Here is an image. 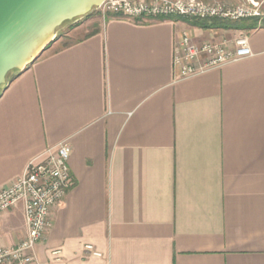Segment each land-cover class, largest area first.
Listing matches in <instances>:
<instances>
[{
    "label": "crops",
    "instance_id": "obj_1",
    "mask_svg": "<svg viewBox=\"0 0 264 264\" xmlns=\"http://www.w3.org/2000/svg\"><path fill=\"white\" fill-rule=\"evenodd\" d=\"M94 13L0 92V188L71 146L36 264H264V26L251 56L183 75L185 34L229 31ZM26 236L23 203L0 213V247Z\"/></svg>",
    "mask_w": 264,
    "mask_h": 264
},
{
    "label": "built area",
    "instance_id": "obj_2",
    "mask_svg": "<svg viewBox=\"0 0 264 264\" xmlns=\"http://www.w3.org/2000/svg\"><path fill=\"white\" fill-rule=\"evenodd\" d=\"M262 5L264 0L257 6L218 0H105L94 12L103 17L114 14L133 20L179 17L236 21L260 16ZM252 54L247 35L197 44L185 34L178 43L175 64L183 75H187L201 68V63H204L202 68L219 66ZM43 155L41 159L31 160L20 177L0 188V213L23 203L27 225V236L19 244L0 247V264H36L35 250L52 227L54 209L63 204L74 185L69 142L50 147ZM85 249L101 255L90 244Z\"/></svg>",
    "mask_w": 264,
    "mask_h": 264
},
{
    "label": "water",
    "instance_id": "obj_3",
    "mask_svg": "<svg viewBox=\"0 0 264 264\" xmlns=\"http://www.w3.org/2000/svg\"><path fill=\"white\" fill-rule=\"evenodd\" d=\"M105 0H0V92L36 62L66 22L94 12ZM259 5V1L248 0Z\"/></svg>",
    "mask_w": 264,
    "mask_h": 264
},
{
    "label": "rangeland",
    "instance_id": "obj_4",
    "mask_svg": "<svg viewBox=\"0 0 264 264\" xmlns=\"http://www.w3.org/2000/svg\"><path fill=\"white\" fill-rule=\"evenodd\" d=\"M219 1V0H218ZM256 1H259V2H262V0H256ZM238 3H249L248 0H241L240 2ZM237 2L235 3H231V4H238ZM262 9V13L260 16H257L259 18V25L262 24V21H263V18H264V5H262L261 7ZM97 13V12H96ZM99 14V13H98ZM91 15H96L94 12L88 14V15H85L83 17H88V16H91ZM107 17V16H106ZM106 17H103L101 18V20L103 21V18H106ZM82 18V17H80ZM80 18H77L75 20H72V21H68L66 23H64L59 29H58V32H57V37L55 38V40L52 42V44L50 45V47H48L44 53H49L50 51H52L55 47H59L61 45H63L64 43H66L67 41H69V38H67L65 36V34L67 33V31L72 27L73 24L76 23L77 20H79ZM241 20H244L242 22H240ZM229 21V20H228ZM100 22V21H97V23ZM231 23H241V24H252L253 21L250 19V18H244V19H240V20H236V21H231ZM228 30L229 32V35L231 36V39H236L237 37L241 36V35H247L246 33L248 32V30H243V29H226ZM232 35H235V36H232ZM230 39V40H231ZM16 75V72H11L8 76V80L10 79H13V77ZM4 88V86H3Z\"/></svg>",
    "mask_w": 264,
    "mask_h": 264
},
{
    "label": "trees",
    "instance_id": "obj_5",
    "mask_svg": "<svg viewBox=\"0 0 264 264\" xmlns=\"http://www.w3.org/2000/svg\"><path fill=\"white\" fill-rule=\"evenodd\" d=\"M253 23L252 24H241V23H231L228 20H220V19H188L190 21L193 22L194 25L204 28V29H243V30H252L257 28L260 25L264 26V18L262 21V24L259 25L258 21L259 18L258 17H253L250 18ZM244 20H241L240 22H242ZM50 47V46H49Z\"/></svg>",
    "mask_w": 264,
    "mask_h": 264
}]
</instances>
